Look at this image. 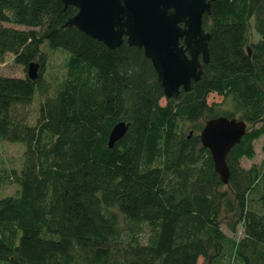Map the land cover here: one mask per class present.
<instances>
[{
  "label": "trees",
  "instance_id": "trees-1",
  "mask_svg": "<svg viewBox=\"0 0 264 264\" xmlns=\"http://www.w3.org/2000/svg\"><path fill=\"white\" fill-rule=\"evenodd\" d=\"M208 1V59L189 89L164 97L141 47L125 39L110 47L62 26L74 5L0 0V59L11 52L17 62H39L35 79L0 73V139L25 144L14 172L18 191L0 198V264H196L199 256L226 264L225 253L237 264H264V0ZM44 42L67 51L51 92ZM35 91L41 100L31 123ZM209 92L230 106L208 102ZM219 114L247 125L226 153V184L199 131L181 130L183 121L200 130ZM120 120L127 128L110 146ZM259 136L262 158L240 165ZM223 212L234 215L225 221L230 232L241 222L236 241L219 226ZM9 224L10 236L3 232Z\"/></svg>",
  "mask_w": 264,
  "mask_h": 264
},
{
  "label": "water",
  "instance_id": "water-1",
  "mask_svg": "<svg viewBox=\"0 0 264 264\" xmlns=\"http://www.w3.org/2000/svg\"><path fill=\"white\" fill-rule=\"evenodd\" d=\"M62 2L65 7L72 4L77 8L62 26L73 25L110 47L124 39L141 47L150 59L164 97L177 96L181 90L189 89L201 73V64L208 59L209 33L202 27V15L209 13L208 0ZM38 68L37 60L29 61L27 76L35 79ZM127 125L123 120L113 125L108 136L110 146L124 134ZM245 130L243 119L219 114L205 119L198 132L200 144L207 148L213 169L224 184L229 174L226 153Z\"/></svg>",
  "mask_w": 264,
  "mask_h": 264
},
{
  "label": "rangeland",
  "instance_id": "rangeland-1",
  "mask_svg": "<svg viewBox=\"0 0 264 264\" xmlns=\"http://www.w3.org/2000/svg\"><path fill=\"white\" fill-rule=\"evenodd\" d=\"M9 25H15L19 28H27L25 25L21 24H13L6 22ZM246 34L249 39H255L256 35L251 27L248 26ZM41 50L46 52V65L45 70L43 72V76L45 80L49 83V92H51L58 80H60L66 71V61H67V51L62 48H50L46 42L41 45ZM33 60H37L36 58ZM0 73L7 75H16V76H24L27 74V64H23L17 62L15 60V55L11 52H7L5 56L0 59ZM41 100L40 93L35 91L34 98L32 102L28 105V121L31 123L35 122V119L38 115V106ZM206 100L208 102H214L215 106L219 109H226L230 105L227 101L222 100L221 96L214 93L209 92L206 96ZM164 97H161L159 102L164 103ZM237 117V115H234ZM202 122V118L199 119ZM198 121V120H196ZM192 122L183 121L181 123V130L183 134L185 133H197L199 129L192 127ZM247 126V125H246ZM262 136L254 139L253 150L254 154L252 157H240L239 164L247 167L251 163H258L263 156L262 151L260 150V144L262 141ZM25 144L21 141H8L4 139H0V198L6 195H15L18 191L19 184L16 179L14 172L18 173L22 167L23 163V151ZM119 213V212H118ZM121 217V224L123 226L126 225L122 215L119 213ZM234 215L232 213H222L220 216V228L225 233L226 236H229L233 240H237L242 235V226L241 222L237 223L235 227V231L230 232L226 225V220H231ZM127 226V225H126ZM148 228L147 224L143 223V230L140 232L142 238L145 237V231ZM15 231L14 225L9 224L3 228V232L7 235H11ZM133 231H137L133 229ZM217 256V254H216ZM222 256V254H221ZM220 256V257H221ZM223 259L226 264H237L239 260L236 255L233 253H225L223 254ZM11 264V263H9ZM196 264H208L205 258L199 256L196 260Z\"/></svg>",
  "mask_w": 264,
  "mask_h": 264
}]
</instances>
